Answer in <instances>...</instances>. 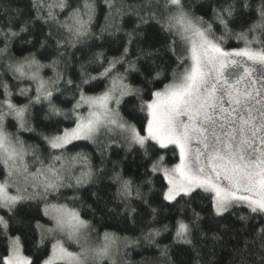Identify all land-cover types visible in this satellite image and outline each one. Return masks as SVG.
I'll list each match as a JSON object with an SVG mask.
<instances>
[{
	"label": "snow or ice",
	"instance_id": "obj_1",
	"mask_svg": "<svg viewBox=\"0 0 264 264\" xmlns=\"http://www.w3.org/2000/svg\"><path fill=\"white\" fill-rule=\"evenodd\" d=\"M105 3L99 33L95 0H30L0 20V264H115L141 243L158 252L145 264H177V245L189 264H216L226 235L236 264H264V0H212L200 15L190 0H145L131 29L123 5ZM146 25L160 47L141 43ZM230 39L242 46L226 49ZM17 43L34 50L18 55ZM113 147L138 156L143 172L126 176ZM105 178L111 199L92 190L96 207L86 204L81 190ZM83 207L133 227L149 219L138 235L101 233ZM172 208L175 222L158 224Z\"/></svg>",
	"mask_w": 264,
	"mask_h": 264
},
{
	"label": "trees",
	"instance_id": "obj_2",
	"mask_svg": "<svg viewBox=\"0 0 264 264\" xmlns=\"http://www.w3.org/2000/svg\"><path fill=\"white\" fill-rule=\"evenodd\" d=\"M73 3H76V0H72ZM117 6L123 5V7L126 9L127 14L123 17V26L126 29H131L136 21H137V10L141 7V5L145 2V0H115ZM192 3L194 9L197 10V15L203 14L201 11V5L205 6L204 10H207V5L209 3H212V0H190ZM96 3V18L93 23V31L99 33L100 28L105 25L106 19L105 17L108 16V7L105 3V0H95ZM22 7L24 9L30 8V0H2L0 2V20H3L6 16L12 14V10L14 7ZM210 16V12H209ZM206 19L208 17H205ZM61 19H63V15L61 16ZM42 26L39 23H37L36 27L33 30V33L37 36L40 35V29ZM154 26H145L144 28V39L141 41V43L147 48L151 46L160 47V42L155 38L154 36ZM98 42H93V45ZM226 49H231L234 47H240L241 44H238L237 41L234 39H230L226 42L224 45ZM21 44L17 43L16 48L14 49L18 55H26L28 50H34L29 48L28 46H23L24 49H27L26 51H21ZM111 54V51L109 52ZM75 55L77 57H80V52L76 51ZM177 55L183 56L184 50L181 45H177ZM168 73L171 72L173 68L176 67V57L171 56L169 54L166 64L163 65ZM125 114H127L128 109L131 107V105H123L122 106ZM71 122L70 121H64V125L67 126ZM38 129H43L44 122L39 121L37 122ZM22 138L28 142V143H40L39 137L33 135L32 133H21ZM82 145H84V151L89 152L93 154V158L96 162H98L99 157L95 155V148L93 145L87 143V142H78ZM80 149H73V151H78ZM111 159L114 161H121L123 164L124 174L127 175H133L134 178L138 177L142 172L143 169L137 168V165L139 164V157L135 156L134 153L128 154L127 160H124L125 151L123 148H116L113 147L111 150ZM166 159L171 160L172 157L169 154ZM160 180H156L157 186L159 185ZM95 190L98 192V194L104 198V200H110L115 192V187L110 186L108 184L107 179L105 178L102 182H100L98 185L93 186L92 188H85L81 190V194L86 202V204H91L93 207H96L94 198L91 196V191ZM70 195V193H69ZM70 205L72 204L71 201H69ZM74 206L80 207L79 202H77ZM102 206V205H101ZM81 215L85 219L92 220V222L96 225V228L102 233L104 231H112L116 232L119 235H127V236H134L138 235L140 232L141 227L147 223L149 217L147 213L142 214V221L138 223L135 227L131 225H126L121 217H114L111 214L103 215L100 212H97L95 219H93L92 213L88 210L87 207H83L80 209ZM103 215V219L101 216ZM178 215L177 209L172 208L170 210L165 209L161 211V214L158 218V224L168 223L173 224L175 222V216ZM203 215L205 216V219L201 222L202 227L205 230H208L210 228H213L214 225L211 224L209 212L207 207L204 208ZM234 219V217H233ZM42 222H44L42 220ZM127 229V230H125ZM211 235V233H209ZM31 233H29V236ZM172 239V233L168 232L162 235L159 238V242L163 244H170ZM236 244L235 240H232L229 235H226L221 243L216 244L215 247V256L213 259L216 261V264H236L234 255H233V245ZM213 242L211 240L207 241V245L204 248L205 253L209 252L212 249ZM74 250V249H73ZM32 251H34V247L31 243V240L26 237L25 238V255H31ZM126 252V255H125ZM173 255L174 258L177 261V264H189L191 253L187 249V246L184 245H177L173 249ZM158 256L157 249L154 246H149L146 243H141L139 246L129 248L127 250L122 248V251L120 253V260L124 261L126 264H145L146 261H155L156 257ZM207 258V256H206ZM108 264V262H106Z\"/></svg>",
	"mask_w": 264,
	"mask_h": 264
},
{
	"label": "rangeland",
	"instance_id": "obj_3",
	"mask_svg": "<svg viewBox=\"0 0 264 264\" xmlns=\"http://www.w3.org/2000/svg\"><path fill=\"white\" fill-rule=\"evenodd\" d=\"M122 248H121V251H122ZM73 249L75 250V245H70V250H73ZM114 261H115V264H126L124 261L120 260V255L118 257H114Z\"/></svg>",
	"mask_w": 264,
	"mask_h": 264
}]
</instances>
